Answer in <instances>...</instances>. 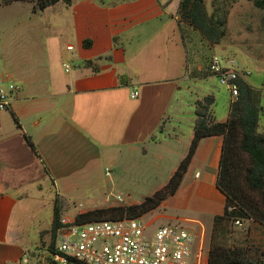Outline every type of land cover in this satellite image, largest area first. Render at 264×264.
Returning a JSON list of instances; mask_svg holds the SVG:
<instances>
[{"label": "crops", "instance_id": "1", "mask_svg": "<svg viewBox=\"0 0 264 264\" xmlns=\"http://www.w3.org/2000/svg\"><path fill=\"white\" fill-rule=\"evenodd\" d=\"M179 2L71 0L32 9L41 16L30 19L35 26L25 59L17 54L15 64L0 71V89L8 80L16 87L0 110V264L29 263L26 200L32 186L40 191L51 181L67 191L69 183L92 178L102 157L117 168L133 166L136 158L138 166L155 167L158 178L163 171L157 168H166L152 193L174 173L192 139L195 116L189 130L180 125L197 100L191 82L198 78L178 34ZM132 90L138 93L133 99ZM221 144L218 135L200 139L175 193L158 207L168 212L157 218L183 223L205 258L210 243L218 242L213 232L219 237L228 229L224 221L213 223L224 207L215 186ZM240 229L247 240L225 238L226 246L249 248V261L264 264V226L249 219L233 231ZM191 250L198 263L201 250L193 244Z\"/></svg>", "mask_w": 264, "mask_h": 264}, {"label": "rangeland", "instance_id": "2", "mask_svg": "<svg viewBox=\"0 0 264 264\" xmlns=\"http://www.w3.org/2000/svg\"><path fill=\"white\" fill-rule=\"evenodd\" d=\"M203 4L208 14L216 8L222 13L225 12V31L218 43L210 44L201 37L198 31L180 21L178 15L177 30L180 41L186 49L188 62L193 69L192 74L198 77L193 78L191 82L193 102L196 99L211 96L213 101L210 111L214 119L224 121L227 118L230 103L229 91L226 86L218 82L216 77L209 75L206 66L212 55L233 57L239 68L248 73L244 80L260 95L262 111L259 115L257 131L264 133V10L255 7L253 0H203ZM32 9L39 11L33 2L16 1L6 5L3 4V0H0V71H5L4 66L9 68L15 64L14 60L17 54H22V58L25 59L24 54L28 50V31L35 26L34 23H30V19L35 15L41 16L39 12L34 14ZM30 25L31 28H29ZM197 67L199 70H196ZM6 82L8 84V81ZM3 90L6 91L7 88ZM8 117L11 119L10 115ZM192 119H194L193 105L192 113L185 116L180 125L181 128L189 130L190 124L193 123ZM152 159L153 157L149 154L146 161L150 162ZM131 161L135 166L117 168L102 157L92 178L69 183L70 188L67 191L63 189L62 184L51 181L42 182L40 191L32 186L28 190V200H26V217L28 219L26 228L30 241L28 264H51L48 246L51 242L50 226L54 205L58 208L59 217L73 219L81 209L105 208L104 206L108 204L107 207H111V202L108 204L104 202V198L109 192L120 195L124 199V206H127L140 203L145 197L151 195L157 185L163 183L160 179L165 178L166 168H157L159 171H163L158 178L153 176L156 168L149 163L146 167H141L136 165L138 164L136 158ZM105 169L109 171V177L104 175ZM167 212V210L163 211L157 207L137 218H140L144 223L152 221L150 229L160 225H178L186 229V226L181 222L157 218L159 214H167ZM246 220L240 219L239 222L242 224ZM225 223L228 227L225 233L218 237L216 231L213 232L212 239L215 241L218 239V242H213V245L228 248L226 244L230 242L225 238L236 237L244 238V241L247 240L246 232L242 231L243 229L237 233L233 231L236 225ZM195 241L192 243L193 249H200L202 254L198 264H205V250L199 246L200 242ZM55 243L57 240L54 241ZM247 246L252 248L248 243ZM248 249L242 248L244 257L247 260H252L253 250ZM192 262L195 264L196 259H193Z\"/></svg>", "mask_w": 264, "mask_h": 264}, {"label": "trees", "instance_id": "3", "mask_svg": "<svg viewBox=\"0 0 264 264\" xmlns=\"http://www.w3.org/2000/svg\"><path fill=\"white\" fill-rule=\"evenodd\" d=\"M33 2L38 10H43L57 2L66 5L71 0H3V4L13 2ZM253 5L264 10V0H253ZM179 20L210 44H216L224 35L225 12L214 9L205 11L203 0H180ZM84 46L89 42L84 41ZM238 96L228 106L224 121H214L210 111L213 98L205 96L194 102V123L192 139L186 155L177 165L167 183L159 190L145 197L140 203L127 206L96 208L77 214V222H92L121 218H137L161 204L175 193L183 174L194 154L197 143L204 137H222L221 151L215 186L224 196L222 214L214 217V228L219 222L233 223L234 220L251 219L264 226V133L257 131L259 115L262 111L260 95L244 80L237 82ZM16 124V119L11 114ZM27 145L32 147L26 139ZM59 211L54 205L51 217V242L54 246L55 230L58 227ZM205 264H253L244 257L242 248H226L211 242Z\"/></svg>", "mask_w": 264, "mask_h": 264}, {"label": "built area", "instance_id": "4", "mask_svg": "<svg viewBox=\"0 0 264 264\" xmlns=\"http://www.w3.org/2000/svg\"><path fill=\"white\" fill-rule=\"evenodd\" d=\"M66 49L70 50L71 46ZM207 71L226 86L230 102H234L238 96L237 82L244 80L248 73L239 68L233 57L217 55L209 58ZM15 89L10 80L6 91L0 89V110L7 109L9 91ZM137 95V91L132 90L129 96L133 99ZM109 174L105 169L104 175L109 177ZM104 200L112 206H124V199L112 192ZM233 224L241 225L239 220H234ZM54 238L57 243L51 252L48 251L51 264H194L191 260L192 236L178 225L150 229L140 218L77 222L75 217H59Z\"/></svg>", "mask_w": 264, "mask_h": 264}]
</instances>
